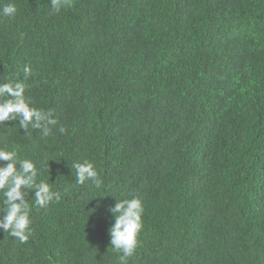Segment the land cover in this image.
I'll list each match as a JSON object with an SVG mask.
<instances>
[{
    "label": "trees",
    "instance_id": "16d2710c",
    "mask_svg": "<svg viewBox=\"0 0 264 264\" xmlns=\"http://www.w3.org/2000/svg\"><path fill=\"white\" fill-rule=\"evenodd\" d=\"M9 3L0 83L22 82L56 123L44 136L14 114L0 149L60 199L38 207L22 187L32 234L0 228V264H120L111 208L133 195L143 228L127 264H264V0ZM84 160L99 187L77 183Z\"/></svg>",
    "mask_w": 264,
    "mask_h": 264
},
{
    "label": "clouds",
    "instance_id": "9594fccd",
    "mask_svg": "<svg viewBox=\"0 0 264 264\" xmlns=\"http://www.w3.org/2000/svg\"><path fill=\"white\" fill-rule=\"evenodd\" d=\"M51 5L53 10L58 12L61 7L69 6V0H51ZM16 11L15 4L9 3L3 7L0 14L14 16ZM22 71L27 76L31 69L25 66ZM24 92L25 86L22 82L0 83V98L10 97L0 102V122L15 119L14 114H19L22 128H27L29 124L33 128L41 126L43 135L48 136L51 131L49 125H54L55 119L52 118L51 112H41L31 107L25 99ZM63 131L62 128L61 132ZM0 160L9 161L6 166L0 167V190L3 191L7 205L6 214L0 220V228L17 238L20 243H26L32 234L31 208L24 199L22 187L37 188L35 204L38 207L47 206L53 199L59 200L60 195L45 181L34 185L33 181L37 177L35 164L29 159L18 160L16 151L0 149ZM17 162L21 165L19 171L16 168ZM71 167L75 172L77 183L84 184L86 181H91L93 185L99 187L100 180L93 163L84 160L73 163ZM111 211L116 214L115 222L110 228L111 246L115 251L122 252L119 257L120 264H127V258L137 249L138 236L143 228V201L135 195L131 198L118 199Z\"/></svg>",
    "mask_w": 264,
    "mask_h": 264
}]
</instances>
